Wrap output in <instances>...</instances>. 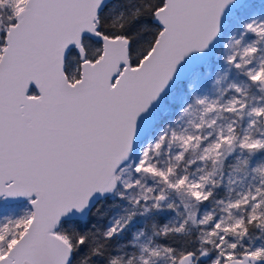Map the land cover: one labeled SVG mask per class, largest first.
Here are the masks:
<instances>
[{"label": "snow or ice", "instance_id": "snow-or-ice-1", "mask_svg": "<svg viewBox=\"0 0 264 264\" xmlns=\"http://www.w3.org/2000/svg\"><path fill=\"white\" fill-rule=\"evenodd\" d=\"M0 264H264V0H0Z\"/></svg>", "mask_w": 264, "mask_h": 264}, {"label": "trees", "instance_id": "trees-1", "mask_svg": "<svg viewBox=\"0 0 264 264\" xmlns=\"http://www.w3.org/2000/svg\"><path fill=\"white\" fill-rule=\"evenodd\" d=\"M260 5L259 4H257V7H259Z\"/></svg>", "mask_w": 264, "mask_h": 264}]
</instances>
